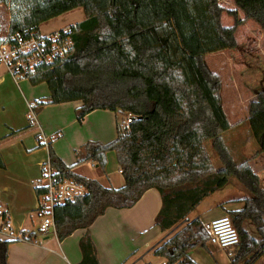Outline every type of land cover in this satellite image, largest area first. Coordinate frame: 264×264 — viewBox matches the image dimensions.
<instances>
[{
    "label": "trees",
    "instance_id": "16d2710c",
    "mask_svg": "<svg viewBox=\"0 0 264 264\" xmlns=\"http://www.w3.org/2000/svg\"><path fill=\"white\" fill-rule=\"evenodd\" d=\"M233 1L245 16L241 19L233 9L229 13L234 24L225 26L219 0H0L10 6L7 36L40 37L44 22L77 8L84 11V20L69 26L70 54L27 74L32 85L46 83L50 90L48 99L33 106L35 113L45 105L72 101L82 102L76 110L80 123L94 110L116 113L117 138L88 141L75 149V165L94 162L104 170L108 154L114 152L125 181L121 187L74 172L75 165L66 164L48 143L54 183L72 180L85 187L83 195L55 205L59 240L88 229L109 207L134 206L150 188L162 198L155 225L169 231L234 176L252 196L243 199L241 209L228 211L240 234L230 264H252L264 253V188L250 165L264 153V89L250 102L248 117L238 123L246 121L258 150L238 162L225 140L232 126L222 104V80L205 58L236 48V29L246 20L255 21L264 36V0ZM209 140L220 169L206 149ZM4 165L0 154V167ZM35 190L40 196L48 187L37 185ZM247 220L260 239L243 226ZM11 243L0 238V264H8ZM208 244L210 234L197 216L157 245L154 254L168 264H199L190 252L199 246L209 250ZM79 245V264H101L89 232Z\"/></svg>",
    "mask_w": 264,
    "mask_h": 264
},
{
    "label": "crops",
    "instance_id": "0c3cea01",
    "mask_svg": "<svg viewBox=\"0 0 264 264\" xmlns=\"http://www.w3.org/2000/svg\"><path fill=\"white\" fill-rule=\"evenodd\" d=\"M240 12L243 13L241 10ZM78 17L76 22L68 25L84 20L85 15L80 14ZM64 27L55 26L53 31ZM40 33L46 34L41 29ZM49 96L46 83L32 85L27 78L16 82L6 65L0 64V154L5 164L0 167V214L3 217L0 220V238L12 241L8 264H79L82 260L79 244L86 232L90 233L96 244L101 264H139L150 253L154 254L156 246L166 238L162 237L163 231L157 226L156 236L149 235L141 243H135L138 237L148 234L149 229L154 226L156 215L162 206V198L156 188L148 189L130 208L109 207L88 229H77L64 240H59L56 233L44 234L39 231L41 219L37 212L38 196L35 187L44 182L43 176L40 178V170L43 175L42 163L48 161L49 149L48 144L40 140L38 127L31 125L28 108L31 101ZM81 105V101L45 105L42 113L37 116L45 133L67 131L65 140L62 136L51 142L56 154L68 165H75V149L88 141L108 143L118 136L114 111L94 110L80 123L76 110ZM239 122L236 123L237 128L241 126ZM230 124L232 127L226 135L230 132L228 136L235 134L236 137H241L243 131L234 129V124ZM243 126L247 130V137H244L246 141L249 126L246 123ZM260 155L264 156V153ZM90 163L99 168L94 162ZM85 164L75 165L73 171L95 178L105 186L124 185L117 161L111 168L106 167L99 176L91 173ZM218 192L212 195H217ZM217 200L215 198V203ZM229 205L230 202L227 206ZM198 207L191 213L193 217H190L191 214L188 216V220L197 216L202 218ZM214 218L202 220L208 223Z\"/></svg>",
    "mask_w": 264,
    "mask_h": 264
},
{
    "label": "rangeland",
    "instance_id": "374dc122",
    "mask_svg": "<svg viewBox=\"0 0 264 264\" xmlns=\"http://www.w3.org/2000/svg\"><path fill=\"white\" fill-rule=\"evenodd\" d=\"M219 1L225 9L222 15L223 25L232 26L234 24V19L233 16L230 15L229 11L237 9V7L234 5V2L232 0ZM238 13L239 17L241 19H244V13H241L239 9ZM80 14H84V11L82 8H77L73 11L62 14L59 17L50 19L40 25L41 32L46 34L52 32L55 26L68 27L70 26L68 24L76 22L79 19L78 16ZM9 16V4H4L0 2V38L7 37L9 29ZM235 35L237 39L236 48L208 54L206 56V62L209 68L219 74L222 80V104L225 112L227 113L230 119V122L234 124V129L243 131L241 137H236L235 134L228 136L230 132L227 133L225 137L226 143L230 147L234 158L238 162H241L244 159L252 157L254 153H256V151L258 150V143L256 139L251 136V134H249L246 141L244 140V137H247V130L243 126L245 125L246 121L242 124H239L241 125L240 128H237L236 123L245 120V118L248 116L250 102L256 97V94L258 92L264 89V36L261 27L254 21L252 22L250 20H246L242 25L238 26ZM49 97L38 98V101H31L30 104L33 106L37 105L39 101H45ZM42 110L43 106L37 110L36 115L38 116L39 114H41ZM246 125L248 124L246 123ZM58 132L60 131H54L52 133ZM61 132L65 140L67 138V131ZM52 133L46 134L50 135ZM116 138L117 137H113L111 141ZM205 146L210 154V158L215 169H220L222 167V164L213 149L212 142L210 140L207 141L205 143ZM46 162L47 161H45L44 163ZM113 164H116V156L114 152H110L108 154V163L106 167L111 168ZM250 165L252 169L258 173L259 177L261 178V185L264 188V156L260 155L257 157H253L250 160ZM85 167L91 173L96 174L97 176L104 173V170L101 167L95 168V166H93L90 162H86ZM42 176L43 175H41L40 170V178H42ZM251 196L252 193L250 189L242 182H240L236 177L232 176L230 178L229 184L224 189L219 190L217 195H210L201 202L198 207V211L200 213V216L202 217L201 219H203L204 221H206L208 218H216L219 216H229L232 219V215L228 212L231 211L229 209H241L244 205L243 199ZM215 198H218L216 203ZM229 202L230 205L227 206ZM223 206H225L224 208L227 209H224ZM193 216V214L190 215V217ZM185 222L186 220L182 221L179 227H177L178 225L176 226L177 228L174 227L176 228L175 230H173V228L167 232H163L161 235L162 237H166L164 240L173 235L178 229L183 227L185 225ZM204 224L206 225V223ZM243 226L256 239L261 238V236L256 230L255 225L252 222L247 220L243 223ZM155 227L157 226L154 224V226L149 229L148 234H144L142 237H138V239L135 240V243H141L142 240L147 239L149 235H151L152 237L156 236L157 228ZM208 245L210 248L209 250H206L200 246L193 249L190 252L191 257L196 260L199 264L231 263V257L235 254V252L227 255L217 246L213 244ZM162 259H164V257L150 253L146 258L141 260L139 264H144L148 260L153 263H157ZM252 264H264V253L258 256Z\"/></svg>",
    "mask_w": 264,
    "mask_h": 264
},
{
    "label": "built area",
    "instance_id": "2783aa9c",
    "mask_svg": "<svg viewBox=\"0 0 264 264\" xmlns=\"http://www.w3.org/2000/svg\"><path fill=\"white\" fill-rule=\"evenodd\" d=\"M70 31L69 27H64L40 37L30 38H25L19 34H11L0 42V64L6 65L16 82L26 79L27 74L33 72L39 64L53 63L70 54L73 47V40L68 35ZM29 109L30 123L38 127L39 138L43 143L48 144L52 140L63 136L61 131L47 135L39 125L33 105H30ZM132 117L129 114L127 122H131ZM42 165L44 182L38 185L47 186L48 191L38 196L37 212L41 219L39 231L44 234L56 233L55 205L83 195L85 187L72 180L55 184L54 169L49 159ZM1 219L3 220V217L0 214ZM205 226L210 234V244L217 246L227 255L236 251L240 244V234L229 216L216 217L206 223ZM144 264H168V261L164 258L157 263L146 262Z\"/></svg>",
    "mask_w": 264,
    "mask_h": 264
},
{
    "label": "water",
    "instance_id": "95a60500",
    "mask_svg": "<svg viewBox=\"0 0 264 264\" xmlns=\"http://www.w3.org/2000/svg\"><path fill=\"white\" fill-rule=\"evenodd\" d=\"M187 220H188V218H186V221H187ZM179 226H180V224H179L177 227H179ZM177 227H176V228H177ZM176 228H174L173 230H175ZM173 230H172V231H173Z\"/></svg>",
    "mask_w": 264,
    "mask_h": 264
}]
</instances>
